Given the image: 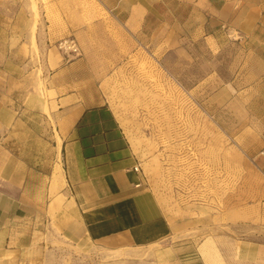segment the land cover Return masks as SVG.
<instances>
[{
	"label": "crops",
	"instance_id": "0c3cea01",
	"mask_svg": "<svg viewBox=\"0 0 264 264\" xmlns=\"http://www.w3.org/2000/svg\"><path fill=\"white\" fill-rule=\"evenodd\" d=\"M103 1L121 11L124 5L137 26L160 15L159 0ZM183 1L185 20L213 21L264 52V0ZM33 22L29 1L0 0V264H46L53 252L47 241L55 239L132 256L148 250L152 264H188L192 256L201 264H232L238 249L239 264H264V244L246 237L256 221L246 207L228 212L226 221L211 215L194 251L181 250L192 223L172 218L143 186L139 158L91 75L70 74L78 61H61ZM42 49L52 61L42 57L40 64ZM261 91L254 112L260 128L252 129V120L238 127L240 135L262 132L250 152L264 144ZM258 163L264 172V158ZM256 205L264 222V197Z\"/></svg>",
	"mask_w": 264,
	"mask_h": 264
},
{
	"label": "rangeland",
	"instance_id": "374dc122",
	"mask_svg": "<svg viewBox=\"0 0 264 264\" xmlns=\"http://www.w3.org/2000/svg\"><path fill=\"white\" fill-rule=\"evenodd\" d=\"M27 1L36 6L33 26L38 23L43 41L61 61L77 60L68 72L91 75L113 110L139 158L143 186L172 218L192 223L191 241L181 250L194 251L205 235L201 223L211 215L226 221L242 207L256 220L246 237L264 244L256 205L264 197L262 147L250 152L262 132L238 134L250 120L252 129L260 128L254 112L264 87L262 49L213 21L185 20L183 0H159L160 15H148L139 26L124 5L111 9L103 0ZM164 7L178 13L162 15ZM51 54L42 49L40 64ZM46 245L53 249L46 264H152L148 250L132 256L57 239ZM238 253L232 264H239ZM190 258L188 264H201Z\"/></svg>",
	"mask_w": 264,
	"mask_h": 264
},
{
	"label": "built area",
	"instance_id": "2783aa9c",
	"mask_svg": "<svg viewBox=\"0 0 264 264\" xmlns=\"http://www.w3.org/2000/svg\"><path fill=\"white\" fill-rule=\"evenodd\" d=\"M64 45H66V44H64ZM74 45L75 44H73L72 40H70L69 43L67 44L68 48H71V49L75 50V46ZM259 154L264 157V145L260 149ZM134 169L137 171L138 170V166H135Z\"/></svg>",
	"mask_w": 264,
	"mask_h": 264
},
{
	"label": "bare ground",
	"instance_id": "6f19581e",
	"mask_svg": "<svg viewBox=\"0 0 264 264\" xmlns=\"http://www.w3.org/2000/svg\"><path fill=\"white\" fill-rule=\"evenodd\" d=\"M34 4V3H33ZM32 10H33V12H34V15H36L37 14V9H36V6L35 5H33L32 6ZM179 107V106H178ZM58 139H59V137H58ZM60 140V139H59ZM59 145V144H58Z\"/></svg>",
	"mask_w": 264,
	"mask_h": 264
}]
</instances>
